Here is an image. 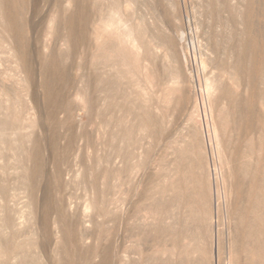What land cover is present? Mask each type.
Masks as SVG:
<instances>
[{"label": "bare ground", "instance_id": "1", "mask_svg": "<svg viewBox=\"0 0 264 264\" xmlns=\"http://www.w3.org/2000/svg\"><path fill=\"white\" fill-rule=\"evenodd\" d=\"M221 1L222 8L229 13L227 23L231 29L225 41L218 39L222 34L217 37L216 45L223 44L232 55L229 79L239 87L238 82H244V93H237L236 88L228 84L230 81L222 82L221 72L218 77L210 78L213 80L207 86L213 117H218L213 123V132L220 155V170L215 169L213 202V184L205 178L204 170L200 172L204 157L198 127L195 129L193 125L195 128L187 134L188 139H178L176 145H171L174 158L166 161V169L163 167L164 179L160 175L158 180H163L155 185V174L152 176V191H149L152 223L145 227L147 224L142 217H139L142 223H133L134 209L135 213L129 216L133 217V222L130 218L122 220L111 194L113 180L133 181L132 162L138 156L136 146L141 143V138L136 137L137 130L149 138H159L160 116L153 111L152 98H147V92L141 88L144 84L135 78L137 72L146 76V70L142 71L139 63L149 62L154 51L149 23L131 26L126 17L123 19L114 10V3V8L108 12L100 0H55L57 14L53 20L67 31L55 40L64 41L67 48L46 56L40 47L37 50L33 47L34 40L29 35L32 25L27 17V5L33 3L38 10L39 0H0V31L5 32L11 45H5L8 50L5 47V52H1L4 55L8 52L5 55L8 59L13 51L20 66L16 64L17 68L25 74L24 82L33 83L38 74L40 77L39 89L31 95L32 108L18 110L15 92H12L14 100L10 98L13 88L7 83L0 84V161L4 164L0 167L3 175L0 180V264H88L89 257L98 252V247L92 243L83 245L88 238H94L91 239L94 244L109 240L101 248L97 264H113L116 260L121 261L120 264L123 261L134 264L126 256L131 252L140 254L137 247H133L136 250L131 248L130 254L129 249L118 255L114 250L118 226L122 223L131 241L147 243L165 252L161 257L158 253L162 250L153 251L140 264H264V111H260V106L264 108V89L259 87L264 83V33L253 30L251 4L238 11L227 0ZM70 3L74 7L72 11H69ZM212 12L215 14V10ZM238 23L243 24L242 29L237 27ZM78 56L81 61L77 60ZM222 66L223 76L224 64L218 62L215 67L221 69ZM75 68H85L88 73L74 77ZM144 68L147 69L145 64ZM149 68L152 72L151 66ZM149 74L147 80L152 83V74ZM2 75L7 78V73ZM20 84L23 85L21 81ZM172 88L169 89L173 91L175 86ZM81 108H86L88 113L84 124L77 123L76 118ZM31 109H35L34 114ZM95 119L105 128L99 141L105 148L102 153L92 149L100 144L95 147L99 137L98 127H91ZM36 126L45 128L48 136L36 133ZM44 148L54 154V173L47 175L46 171L45 183L41 185L44 167L49 163H46ZM224 153L227 156L223 160ZM74 154L79 157L75 165L79 164L82 170L79 181L76 178L79 173L65 179V175L74 171L70 163ZM118 158L122 164L115 165ZM27 161H31V165ZM225 165L228 172L223 170ZM219 176L223 182L222 192L218 186ZM75 186L85 192L81 204L74 198L78 191ZM40 187L41 215L37 220L32 207L37 204L40 208L36 196ZM68 187L74 189V196ZM23 198L27 200L22 209L19 204ZM221 198L226 206L224 216ZM36 222L43 242L36 236L39 230L34 227ZM220 225L222 228H218ZM54 227L60 234L59 238L56 236V244L52 242L57 232ZM52 245L55 248L52 249ZM46 254L48 262L43 259L47 260Z\"/></svg>", "mask_w": 264, "mask_h": 264}, {"label": "rangeland", "instance_id": "2", "mask_svg": "<svg viewBox=\"0 0 264 264\" xmlns=\"http://www.w3.org/2000/svg\"><path fill=\"white\" fill-rule=\"evenodd\" d=\"M105 1L100 0V3L104 7V9L110 12L112 8L116 7L114 10H117V12H119L120 15H122L121 17H123V19L124 17H126L125 20H129L128 23L131 24V26L137 27L138 25L143 26L144 25L143 22H145L146 24L149 23L148 24V26H150L149 33L150 35L152 34L151 36H153L151 38L152 41L151 46L153 47L152 49L154 51H152L150 61L148 62L142 60L139 63L141 70L142 71L144 70V72L146 70L145 72L146 76L143 73L137 72L135 78L139 79V81L144 84L141 88H144L145 91L147 92L146 94L147 98L149 96L152 98V105L154 106L153 111H155L156 114L160 116L161 122L158 131L159 138L158 140H155L153 137L149 138V136L147 137V135L146 136L145 134L143 135L142 131L139 132V130H137L136 137L141 138L140 139L141 143H139L136 146L137 148L136 155L138 156H136L132 162L133 168L135 167L134 170L135 172L133 173L134 176L132 177L133 183L130 182L131 183L130 185V183L128 182V178H126L124 181L113 180L112 185H114V191H112L113 193L111 194L112 195L111 198L116 202L117 205L115 209L119 212L120 216H122L123 218L122 220H124L125 218H127L128 220L130 218L131 221L133 222V217H129V216L136 212L135 214L132 215L134 216L133 223L138 222L137 224H135L138 225L139 221H141L142 219V221L143 222L145 221V223L147 224V226L145 227H148V224L152 223V214L150 215V213L152 212L149 209L150 208L149 203L151 201L149 191H152V176H154L155 174L154 181L155 180L159 181L158 180L159 176L161 175L162 177L165 175L164 173L167 166L166 161L174 158V155L171 152L172 149L170 148L171 145H176L177 142L175 143V141L177 140L179 142L178 139L181 138L188 139L187 134L191 132V128L194 129L196 127L195 129H197L198 127L197 130L200 137V143H201L200 146L202 147L200 148V151L203 153V157H204V165L203 168L200 169V172H203L204 170L205 178L210 180L211 185L213 184V191L211 192V199L213 202V194L215 193L214 184L216 179L215 169L220 170V163H219L220 155L218 154L217 141L215 139L213 132V123L214 121L216 122L218 120V117L217 115L215 116V118L213 117L214 111L213 109H211L212 108L210 105L211 98L209 91H207L208 90L207 86H209L208 83L209 82L211 83L212 80L215 78V75H217L216 77L219 76L220 72H221V77H223L221 78V80L223 79L222 82L228 83V81H230L229 65L232 62V58H231L232 55L227 51V47L223 48L224 46L223 44L220 46L216 45L217 37L221 36L220 34H222V37H219L218 39H223V41H225V37L227 36V34L231 29L230 24L227 23L229 13L224 8H222L221 0H112L113 2L111 0H110L111 2L107 0L106 1L107 3ZM227 2L229 4L235 5L238 11H243L248 5V3L251 4V18L253 20V30L254 31L260 30L262 33H264V0H227ZM112 3H114V7ZM73 9L74 7L71 4L69 11H72ZM55 10H56L55 0H39L38 10L34 8L33 3H28L27 5V17L30 19L32 25V28L31 27L29 28V32H30L29 35L34 40L33 47H35L36 50L40 47V50L46 56L51 54L54 50H56L57 52H61L65 48H67V44H65L64 41L57 43L55 40L57 36L64 35L67 32L66 29L63 28V26L58 24L56 20H53L54 18L53 16L57 14ZM213 10H215L216 15L213 14L212 12ZM237 27L239 29H242L243 24L238 23ZM58 31L60 33H58ZM215 34H217V36ZM154 35L156 37H159V39L156 38ZM161 38L162 41L160 40ZM36 41H38L39 43L38 42L36 43ZM9 43L10 41L7 38V35L5 34L4 31L1 30L0 59L3 60L0 61V72L3 73H0V84L7 83L6 85L7 86L9 85L8 87H11V89L13 88L12 90L14 91L10 90V98L11 100L13 99L12 97H14V95L12 96V92L13 93L15 92L14 99L18 96L15 99L18 101L17 104V106H19L18 110L19 108L22 109L32 108L34 104L31 95L35 89L36 90L39 89L38 85H39L40 77L38 73L40 70L37 71L38 75L36 76V80L33 83L27 81H25L26 82L25 83L23 80V76L25 74L23 72H20L21 70L18 69L20 66L17 64L16 59L13 57L14 56L13 51L11 50V53H9L10 55H8V59L5 58L7 57L5 55H7L8 52L5 53V55L2 53L5 52V49L8 46H11ZM34 43L36 46H34ZM143 49L145 50V47H143ZM6 50H8V48ZM142 50L140 51L141 55L143 54ZM80 56L77 57V60L79 61L82 60ZM9 61L11 62V64ZM13 62L15 64H13ZM218 62L224 64V70L226 71L225 74H223V76H222L223 66L221 69L215 67ZM16 64L18 65V68ZM144 64L147 66V69L146 68L143 69ZM150 66L152 72L149 68ZM6 69L7 71H4ZM5 72L7 73L6 79L8 81L4 79L5 77L2 75V74L5 75L6 74ZM82 73L87 74L88 70L85 68H81V69L75 68L72 70V74L74 77L80 76ZM149 73L152 74V83L148 82L147 80V74ZM174 75L175 77H173ZM20 81L23 84L22 86L20 84ZM230 82L228 84L234 86V88H236L237 90V93H244L243 92L244 82L242 83L240 81L238 82L240 83V87L238 86L239 84L234 85L233 81L231 83ZM16 84L19 85L20 88ZM172 85L173 87L175 86L173 90L174 92L171 91L173 89ZM170 86L172 88L171 90L169 89ZM259 87L261 89H264V83H260ZM180 88L183 90H181ZM17 90L18 91L24 90V91H21L20 94H16V92L18 93ZM22 92L23 93L25 92L24 93L25 95H23ZM22 95L26 97H23ZM214 95H216V92ZM19 101H23V102L21 103ZM27 102H28V106H27ZM85 109L86 108L84 109L81 108L76 112L77 123L79 124H84L88 120V113H86L87 111H85ZM32 110L33 112H31ZM34 110L35 109H31L30 111L31 114H34L35 112ZM262 110L264 111V108L260 106V111L262 112ZM121 113L122 111L119 112V114ZM129 117L131 116H126V118ZM34 118H37V115L36 117L34 116ZM108 119L112 123L111 115H109ZM82 121L83 123H81ZM193 125L195 127H193ZM36 127L34 129L37 132L35 130L34 131L39 135L42 134L41 137L48 136L47 135L48 132L45 131V128H43L44 130H42L39 126L37 128ZM91 127L93 128L98 127L97 129L99 132L96 130L95 133L97 137L99 133V137L98 140H96L98 142L95 143L96 144L95 147H97L98 143L100 144L97 148H92L94 149V151L90 148L89 149V151H91L90 153H93L95 151H98L99 153L105 152L104 146L101 144V142H99L101 140L100 135H102L103 137L105 128L103 126L102 127L99 126V119H95V123ZM63 141L61 143L62 145H64L65 143V142L63 143ZM28 146L31 148V144L30 145L28 144ZM44 149L45 150L43 153L47 161L46 163H48L49 161L50 164L48 163L44 167L45 173L41 177L40 180L41 185H44L45 183L44 181L46 179L45 177L46 171H47V175L50 174L53 175L52 172L54 171L53 169L54 154L52 155L51 151L49 153L48 152L49 150H47L46 148ZM48 153L49 155H47ZM10 154H12V152ZM225 156H227L226 153L222 155L223 160L226 159ZM76 157L77 155L74 154L70 161V163L72 162L71 164L73 165L75 172L72 171L70 174L65 175L66 180H69L72 177L71 176L72 174H76V176L78 173L80 174V176L78 174V176L76 177L78 178L77 181H79V178L82 177L81 176L82 170H80L79 167L80 165L79 164L75 165V163L79 159V157L77 158ZM119 161H121L119 160V158L118 160L116 159L115 165L122 164V162ZM0 163H1L0 167L4 165L3 160H1ZM27 163L28 165H31V161H27ZM159 166L161 167V169H159ZM162 168L164 172L162 171ZM223 170L228 172V165H225ZM1 171L2 170H0V180L3 179V175ZM155 171L157 173L159 172V174L156 175L157 173H155ZM13 175L15 174L13 173L11 178L13 177ZM218 175L220 174L218 173ZM156 177L157 179H155ZM162 178L164 179V177ZM162 178L160 179L159 182L155 181V185L160 183L163 180ZM218 178L219 180H221L220 183L219 181L217 182L219 183L218 186L221 185L223 187V182L221 177L219 176ZM222 187L220 188L221 192H222ZM75 188L76 186L74 187V189ZM70 189L71 188H69V191H71L73 195L74 193L72 191H74V189L73 190ZM41 190L42 189L40 187V189L36 194L38 199V205L40 208H38L37 204H35V206L32 207L34 214H36L34 216L36 217L37 220L41 215V206L39 204L40 199L42 198ZM76 190L78 191L75 192L76 197L74 198L76 201H78L79 204H81L82 201H84L85 199L84 198L85 192L82 189H79L78 187L76 188ZM69 191H67V196L68 193H70ZM229 195L231 196V192L229 193ZM25 200H27V198L26 199L23 198L21 200L22 202L20 201L21 205L19 204V206L22 209ZM72 200L74 201V199ZM75 202L71 204L72 205L71 211L74 207L73 205ZM221 204L223 205V211L221 212V214H223L222 216H224L226 206L223 203L222 198H221ZM24 208L26 209V207ZM133 209L135 210V212H133L134 211ZM139 217L142 218L140 219ZM135 218L139 220L137 221V219L135 220ZM131 221L129 220L126 223L129 222L130 224H133L131 223ZM37 222L35 223L36 225H34V227L35 228L38 227L37 229H39V224ZM124 225L125 224L122 223L121 225L118 226V229L120 228L118 231V235L116 237V242L117 241L118 242L117 244L114 243V250L116 255H118L119 252L122 253L124 249L126 250L129 249L128 252L130 254V252L133 249L136 250V248L133 247H137L138 248L137 250L140 252V254L132 253V252L131 255H128V252H126L125 254L128 255L126 256V259L134 262V264L143 263V258L146 257V255L152 254V252L156 250H162L160 253H158V255L161 257L165 256V252L163 249H157L156 246L152 248L151 245L143 242L138 244L136 240L131 241L129 239L130 236L128 235V231L125 232L126 229ZM34 227L33 230H36L34 229ZM54 228H55L54 231L56 232L58 229L57 227ZM218 228H222V225H220ZM224 229H226V226L224 227ZM36 231H37L36 236L39 237V241L43 242L44 238L41 235L40 229ZM57 233L58 231L55 233L54 235L55 237L53 236L54 238H52L53 244H56L54 243V241H56V236L57 238H59L60 236V234ZM120 233L123 234V236ZM25 235L27 236L28 234ZM91 239L94 240V238H88L87 239L88 241L85 240V242H83V245L84 243H86L89 246L92 243V245H96V248L98 247L97 250L99 253L96 252L95 254H93L91 257H89V261H88V264L91 263L97 264V262L100 261L101 259L100 256L101 248L107 245L109 240L106 239L103 240L102 242H98L94 244L95 242H93ZM52 246H51L52 249L55 248V245ZM131 248L132 250H130ZM214 256L215 258L217 257V251L215 247H214ZM127 257H129V259ZM43 259L44 261L47 262L49 261L48 257L47 260L45 257H43ZM119 262L121 263V261ZM119 262L116 260L113 264H120ZM50 264H52V262H50ZM122 264H125V261H123Z\"/></svg>", "mask_w": 264, "mask_h": 264}]
</instances>
